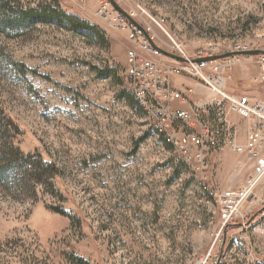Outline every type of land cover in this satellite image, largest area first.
Here are the masks:
<instances>
[{
    "label": "rangeland",
    "instance_id": "rangeland-1",
    "mask_svg": "<svg viewBox=\"0 0 264 264\" xmlns=\"http://www.w3.org/2000/svg\"><path fill=\"white\" fill-rule=\"evenodd\" d=\"M40 1L0 0V264L202 261L221 225L210 191L242 185L247 158L224 149L196 173L128 93L140 49L127 30L96 15L99 0H61L97 29L20 16ZM115 1L167 51L264 44V0ZM231 223L217 264L264 263V204Z\"/></svg>",
    "mask_w": 264,
    "mask_h": 264
},
{
    "label": "built area",
    "instance_id": "built-area-1",
    "mask_svg": "<svg viewBox=\"0 0 264 264\" xmlns=\"http://www.w3.org/2000/svg\"><path fill=\"white\" fill-rule=\"evenodd\" d=\"M108 1L99 0L95 13L111 26L126 29L129 39L140 49L127 51L125 82L131 94H142L144 105L149 109L148 125L156 128L155 136L160 137V132H167V137H173L174 152L177 151L196 173L203 172L212 153L224 149L244 155L250 163V172L242 185L213 189L212 200L217 206L221 225L214 233L210 252L196 264H217L222 253L215 254L214 249H220L224 243L220 235L222 226L242 216L243 209L250 210L259 202L264 204V195L260 192L264 182V98L229 90L231 71L238 56L199 61L191 58L226 51L264 49V44L251 46L241 43L221 50V44L216 43L215 50H203L189 56L172 39V52L183 55L186 60L167 58L169 61L161 62L153 57L160 53L149 44L142 31L110 7ZM254 57L257 69L251 83L264 87V54ZM173 75L193 79L204 88V92L196 93L188 87L183 93L171 82ZM192 93L196 95L187 100L186 96ZM184 100L187 104L184 109L172 105L173 101ZM249 258L246 264H264L253 256Z\"/></svg>",
    "mask_w": 264,
    "mask_h": 264
},
{
    "label": "crops",
    "instance_id": "crops-1",
    "mask_svg": "<svg viewBox=\"0 0 264 264\" xmlns=\"http://www.w3.org/2000/svg\"><path fill=\"white\" fill-rule=\"evenodd\" d=\"M256 63L254 56H238L235 61L231 71L232 79L228 83V88L233 93H247L255 98H264V87L255 86L251 83V77L256 72ZM192 81V82H191ZM188 87H192L194 92L202 93L204 88L200 86L193 79L187 81L186 83L180 85L181 91L186 92ZM184 88H186L184 90ZM196 94H189L186 99H192ZM172 105L176 108L184 109L186 108V100L184 101H173ZM234 119H237L233 116ZM243 121L240 120V126L243 127Z\"/></svg>",
    "mask_w": 264,
    "mask_h": 264
},
{
    "label": "trees",
    "instance_id": "trees-1",
    "mask_svg": "<svg viewBox=\"0 0 264 264\" xmlns=\"http://www.w3.org/2000/svg\"><path fill=\"white\" fill-rule=\"evenodd\" d=\"M61 3H62L61 0H41L34 7H31L30 9H28L25 12L24 11L21 12L22 15H20V16H23L26 19V18H32L33 16H36L35 14H40V15H43V16L44 15L59 16L60 14H63V15H65L68 18V22H70L72 24V27H84V28L90 27L92 29H97V26L90 25L88 22H86L85 20L81 19L77 15L66 13L62 9ZM104 41L107 44V41L106 40H104ZM128 93H129V95L131 97H133L130 94L129 91H128ZM136 102L138 103L137 100H136ZM138 105H139V103H138ZM140 108L142 109V111L144 113L143 108L141 106H140ZM151 133L155 134V132H152V131H151ZM160 138H161L163 144L168 145V146L171 147L170 143H167V142L164 141L162 134H160ZM208 194H209V192H208ZM229 225H231L232 227H235L236 224L231 223V224L225 225L224 232L228 229Z\"/></svg>",
    "mask_w": 264,
    "mask_h": 264
},
{
    "label": "water",
    "instance_id": "water-1",
    "mask_svg": "<svg viewBox=\"0 0 264 264\" xmlns=\"http://www.w3.org/2000/svg\"><path fill=\"white\" fill-rule=\"evenodd\" d=\"M110 3L112 4V6L132 25H134L135 27L139 28L144 37L147 39V41L149 42V44L155 48L156 50H158L161 54L168 56L170 58H173L175 60L178 61H184L186 60V57H184L183 55H179L176 54L174 52L171 51H167L166 49H163L159 46H157L156 44H154L151 40V38L149 37V35L147 34V32L144 30V28L135 20L133 19L129 13H127L123 8H121L115 0H109ZM260 54H264V49H260V48H253L247 51H226V52H222V53H217V54H213V55H209L206 57H192L191 60L192 61H199V60H211V59H219V58H224V57H229V56H255V55H260Z\"/></svg>",
    "mask_w": 264,
    "mask_h": 264
},
{
    "label": "bare ground",
    "instance_id": "bare-ground-1",
    "mask_svg": "<svg viewBox=\"0 0 264 264\" xmlns=\"http://www.w3.org/2000/svg\"><path fill=\"white\" fill-rule=\"evenodd\" d=\"M127 90L130 92V88L129 87H127ZM131 95L138 101L139 105L143 108V110L146 113L147 117H149V109H147V105H144V102L142 100V94H131ZM151 131L155 132V135H156V128L155 127H152ZM160 134H162L163 139H164L165 142L170 143L171 150L174 151L173 137H167V132H160ZM210 194H211V196H213V191H210Z\"/></svg>",
    "mask_w": 264,
    "mask_h": 264
}]
</instances>
